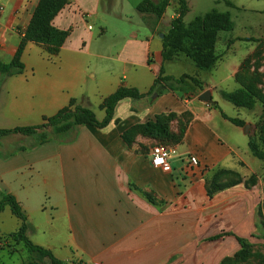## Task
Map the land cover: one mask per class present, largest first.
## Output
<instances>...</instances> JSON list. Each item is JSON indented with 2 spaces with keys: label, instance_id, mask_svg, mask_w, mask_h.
Here are the masks:
<instances>
[{
  "label": "crops",
  "instance_id": "0c3cea01",
  "mask_svg": "<svg viewBox=\"0 0 264 264\" xmlns=\"http://www.w3.org/2000/svg\"><path fill=\"white\" fill-rule=\"evenodd\" d=\"M142 1L68 0L53 20L56 28L71 31L60 52L50 55L46 46L29 42L23 73L0 74V129L41 125L71 100L93 110L122 86L146 94L161 69L165 76L184 75L171 74L166 66L191 60L162 57L161 35L177 17L173 1L161 18L140 12ZM38 2L0 0V61L9 63L15 56ZM242 63L223 81L234 79L240 87L236 77ZM212 70L194 65L191 76L200 87L188 81V92L120 101L104 128L75 125L45 143L33 142L34 135L3 137L0 199L5 194L16 198L27 217L30 241L65 264H220L233 257L239 239L253 238L258 199L244 183L208 197L206 178L217 169L234 170L250 151L248 124L238 127L221 111L228 102L222 92L239 88L218 91V83L203 78ZM206 91L213 103L201 100ZM185 113L190 120L182 140L173 145L177 155L170 171L150 162L155 140L138 134L129 146L122 138L134 126ZM104 117L105 111L97 119ZM191 157L198 161L192 171ZM20 225L9 207L0 212V264L5 253L27 252L22 243L6 246L12 241L6 237Z\"/></svg>",
  "mask_w": 264,
  "mask_h": 264
},
{
  "label": "trees",
  "instance_id": "16d2710c",
  "mask_svg": "<svg viewBox=\"0 0 264 264\" xmlns=\"http://www.w3.org/2000/svg\"><path fill=\"white\" fill-rule=\"evenodd\" d=\"M67 4L68 0H39L33 16L22 35L15 56L9 63L0 61V74L13 76L23 73L24 64L22 62V56L29 42L46 46L50 55H57L60 52L62 46L70 36L71 31L56 28L53 25V20ZM227 4L232 6L230 2H227ZM169 5L170 0H164L159 3H155L152 0H143L139 3L137 9L142 13L153 14L157 18H161ZM188 11L189 8L186 0H178L176 5L177 17L172 20L170 29L163 38V61H172L182 55L191 60L198 70L210 71L214 68L219 59L216 53L219 33L222 31H231L235 27L231 13L212 9L201 16L195 17L189 23H186L184 18ZM251 60V57L246 58L237 74L236 78L240 84L239 89L233 92H222V97L225 100L236 107L248 110L253 109L257 101V92L254 86L255 82L250 80L245 81V77L242 74L244 68H249L247 63ZM244 74L247 78L251 76L248 75V73ZM188 81L200 87L199 79L194 76L187 74L178 78L168 75L165 76L163 69H161L148 93L143 94L135 88L122 86L105 98L99 107L101 110L105 111V117L102 121L97 119L93 110L77 106L75 101L71 100L69 105L60 110L56 115L45 118L41 125L17 127L14 129H0V141L3 137L12 134H22L26 136L36 135L39 130L46 128H53V134L68 132L75 125H90L104 128L112 122L115 108L120 101L125 99L138 100L147 96L152 97L154 94L161 95L165 91L188 92ZM222 116L238 127H244L246 124L245 121L237 118H230L224 113H222ZM189 120L190 115L188 113L179 117L173 114L169 116H160L157 117L154 122L132 127L123 134L122 138L129 146H132L134 137L138 134L155 140L157 145L173 146L182 140ZM174 122L177 123L176 128H173ZM256 126L257 133L254 136H249V148L255 157L264 160V151L260 148L259 144L260 142L262 147H264V116ZM48 140L49 138H43L40 142L45 143ZM227 174L228 171H225V169H217L206 178L205 185L210 199L222 190L243 183L242 179L225 182L222 178ZM146 197L150 201H154L151 195H146ZM6 207H9L13 215L21 221L19 229L9 234L6 239L12 240L16 244L22 243L28 253H37L41 258L48 259L50 264H65L58 260L51 251L37 246L30 241L27 237L29 229L27 217L21 205L11 194H5L0 199V212ZM217 237H220V235ZM239 243L240 250L233 257L223 259L220 264H226L232 261L233 258H239L245 254L244 248L246 247L247 241L239 239ZM24 264L39 263L25 262Z\"/></svg>",
  "mask_w": 264,
  "mask_h": 264
},
{
  "label": "rangeland",
  "instance_id": "374dc122",
  "mask_svg": "<svg viewBox=\"0 0 264 264\" xmlns=\"http://www.w3.org/2000/svg\"><path fill=\"white\" fill-rule=\"evenodd\" d=\"M175 9L178 0H172ZM189 11L184 20L186 23L192 21L195 17L201 16L212 9L220 12H230L235 27L231 31H222L219 33V39L216 46V52L221 59L212 72L203 76L205 82L213 84L218 83L217 90L232 91L239 88L234 79L223 81V78L231 73L233 68L239 66L249 55L252 58L248 62L247 69L242 71L245 81L255 82L257 92V101L255 107L251 110L236 108L233 104L225 102L221 106V111L233 118L243 119L248 124L249 136L257 133V123L264 116V0H187ZM230 2L232 6H229ZM164 29V28H163ZM162 29V30H163ZM97 30V28H96ZM165 30V29H164ZM256 40V41H253ZM248 58V57H247ZM166 70L171 74H189L192 75L194 65L189 62L187 65L167 64ZM244 73L253 77L247 78ZM153 97V96H152ZM215 97L217 94L215 93ZM96 116L101 118L103 111L99 107L93 108ZM53 134V128L41 129L34 135L32 141H41L43 138H50ZM260 148L264 151L261 143ZM244 161L238 163L233 169H225L227 175L223 176L225 182L242 179L247 190L257 195L258 199V221L253 238L247 240L244 248L245 254L239 258H233L226 264H264V160L255 157L248 149L243 154ZM7 244V243H6ZM8 246L17 247L13 241ZM22 247V246H21ZM19 248L20 252L23 248ZM17 251L18 249L15 248ZM19 251V250H18ZM36 262L39 264H50L48 259L41 258L37 253L15 254L8 256L4 254L3 262L5 264H24Z\"/></svg>",
  "mask_w": 264,
  "mask_h": 264
},
{
  "label": "built area",
  "instance_id": "2783aa9c",
  "mask_svg": "<svg viewBox=\"0 0 264 264\" xmlns=\"http://www.w3.org/2000/svg\"><path fill=\"white\" fill-rule=\"evenodd\" d=\"M3 8L0 7V11H2ZM177 155V149L174 146H165V145H156L152 148L150 153V162L154 167L161 168L165 171L171 170V164L170 160L172 157ZM198 165V161L191 157L189 159V165L188 168L190 171L193 170ZM71 264H84L81 262H72Z\"/></svg>",
  "mask_w": 264,
  "mask_h": 264
},
{
  "label": "water",
  "instance_id": "95a60500",
  "mask_svg": "<svg viewBox=\"0 0 264 264\" xmlns=\"http://www.w3.org/2000/svg\"><path fill=\"white\" fill-rule=\"evenodd\" d=\"M161 38H164V35H161ZM157 94H154L152 98H156ZM201 100L204 101L205 103H213L212 99H211V93L209 91H206L202 94L201 96Z\"/></svg>",
  "mask_w": 264,
  "mask_h": 264
}]
</instances>
